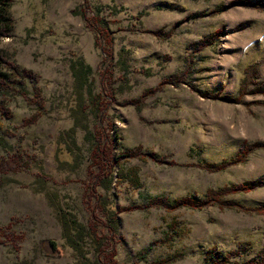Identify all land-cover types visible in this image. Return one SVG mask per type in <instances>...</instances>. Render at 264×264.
I'll return each instance as SVG.
<instances>
[{
    "label": "rangeland",
    "instance_id": "obj_1",
    "mask_svg": "<svg viewBox=\"0 0 264 264\" xmlns=\"http://www.w3.org/2000/svg\"><path fill=\"white\" fill-rule=\"evenodd\" d=\"M235 1H13L14 30L0 39V54L39 77V94L17 79L25 91L0 96V264L75 262L53 209L30 185L42 163L74 213L84 222L90 217L91 143L79 134L84 162L75 174L59 170L56 159L59 135L72 126L70 64L80 57L94 69L97 91L109 95L98 126L111 130L113 154L141 147L160 159L121 160L128 175L116 182L112 199L118 210L134 208L119 214L118 264H244L261 258L264 215L218 205L145 207L154 197L202 198L234 184L264 183V148L225 170L204 168L230 161L245 143H264V10ZM98 9L110 24L111 61L93 27ZM199 13L206 15L193 16ZM204 39L205 47H191ZM121 53L125 71L117 65ZM256 64L262 77L254 84L247 70ZM112 65L110 88L102 76ZM0 72L11 73L1 62ZM131 170L140 187L132 183ZM226 200L259 207L264 184Z\"/></svg>",
    "mask_w": 264,
    "mask_h": 264
},
{
    "label": "trees",
    "instance_id": "obj_2",
    "mask_svg": "<svg viewBox=\"0 0 264 264\" xmlns=\"http://www.w3.org/2000/svg\"><path fill=\"white\" fill-rule=\"evenodd\" d=\"M14 0H0V39L11 38L14 30V19L11 16L10 10ZM234 4H241L247 7H252L257 10H264L263 1L240 0ZM206 14H195L194 17H202ZM93 27L97 34L98 41L105 42L107 47H104V54L113 59L112 36L110 24L101 16V11L98 9L93 17ZM209 43L206 39L200 43H194L191 47L203 48ZM199 49V48H198ZM200 50V49H199ZM123 53V51H122ZM120 54V59L117 65L122 69L127 70V57ZM0 62L5 65L6 69L11 72L9 75L0 72V96H7L11 92L23 89L27 84L31 83L33 88L39 94L37 86L39 77L32 71L24 69L19 65L11 62L0 54ZM70 70L73 76V92L72 104L69 108V115L72 120V126L64 130L57 141L56 159L59 165V170L64 173L75 174L83 165L84 155L82 146L79 143V134L83 133V140L91 143L88 159L91 162L88 172L93 177L91 186L87 190L86 200L89 205L90 217L86 222L81 220L79 216L70 208L68 202L62 198L57 190V183L48 176L41 164L37 167L35 181L30 185L31 188L38 194H43L53 209L56 219L62 229V239L66 248H69L74 255V264H118L116 257L117 251L114 249V243L120 236L121 221L119 219L120 212L131 211L134 207H126L118 210L115 206L111 192L116 187V182H122L128 172L121 165L123 158H152L154 162H160L157 154L144 152L141 147L136 149L121 152L118 156L113 154L114 144L111 130L106 132L104 129H99V123L103 118L109 95L105 94V89L97 91L95 85L94 69L80 57L72 60ZM251 72L253 81L257 84L261 76L260 65H253L247 70ZM149 73V72H146ZM113 65L106 69L102 76L110 88L113 86ZM102 78V86L105 83ZM17 79L25 81V87H20ZM24 91L21 93L23 94ZM206 98L214 97L211 94H203ZM238 101L237 99H234ZM3 127L0 124V132ZM260 148H264V143L247 144L238 152V155L230 161H224L220 164H206L204 168L220 171L225 170L230 166L238 165L245 161L246 155ZM174 162H170L173 165ZM96 169L98 170L96 172ZM130 178L134 186L140 187L141 182L136 171L131 170ZM260 181H247L238 185H230L218 190H211L207 196L198 198L194 196H186L180 200H172L168 197H154L148 200L146 208L157 207L166 210L175 211L180 208H188L200 210L208 205H218L222 208L228 207L231 209L238 208L246 212H254L259 215H264V203L256 208H248L234 200H226V196L230 194L246 193L256 190L260 187ZM99 190L102 191L99 192ZM54 245V244H53ZM55 247V246H53ZM55 249V248H54ZM264 251V250H263ZM147 251L143 250L137 254L138 261L142 262L146 259ZM20 264H32L28 261H23ZM244 264H264V252L260 259L251 260Z\"/></svg>",
    "mask_w": 264,
    "mask_h": 264
}]
</instances>
